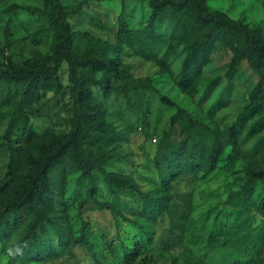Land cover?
I'll return each instance as SVG.
<instances>
[{
	"label": "rangeland",
	"instance_id": "rangeland-1",
	"mask_svg": "<svg viewBox=\"0 0 264 264\" xmlns=\"http://www.w3.org/2000/svg\"><path fill=\"white\" fill-rule=\"evenodd\" d=\"M56 2L69 9L61 20L74 51L110 59L116 69L104 65L98 72L85 70L84 79L74 84L66 71L61 73V90L47 92L25 110L29 137L14 127L7 132L19 98L0 87V206L12 200L18 187V181L7 176L10 153L15 150L20 162L46 139L70 131L79 83L98 101L110 132L109 139L88 146L84 156L96 162L104 154V169L131 178L146 200L131 192L112 196L103 177L93 171L89 177L96 184L95 199L112 205L117 214L97 211L88 197V178L68 164L61 165L51 174L55 198L49 214L58 232L47 231L50 247L43 251V259L27 260L17 244L19 231L10 238L0 237V264H122L137 243L142 252L134 264H264V216L258 210L264 187L256 182L249 193L247 184L249 168H264V146L253 150L264 138V95L249 106L256 73L246 61L230 71L232 52L218 44L198 78L182 90L178 73L194 33L187 19L165 13L155 28L158 37L148 43L143 32L151 11L147 0ZM122 5L131 31L127 41L118 37ZM206 6L264 32V0H208ZM51 14L50 0H0V63L50 64L60 34L49 29ZM41 31L47 32L33 37ZM89 79L100 84L90 86ZM160 97L224 142L213 166L204 162L187 168L171 178L167 188L158 178L154 157L160 147L183 141L186 127L181 123L170 128L175 109L162 104ZM231 126L238 132L236 153L225 142ZM157 197H164L167 210L154 222H146L140 212L145 202ZM83 223L88 246L73 242Z\"/></svg>",
	"mask_w": 264,
	"mask_h": 264
},
{
	"label": "trees",
	"instance_id": "trees-1",
	"mask_svg": "<svg viewBox=\"0 0 264 264\" xmlns=\"http://www.w3.org/2000/svg\"><path fill=\"white\" fill-rule=\"evenodd\" d=\"M147 1L151 11L143 29L146 42L151 43L158 37L155 34L156 25L167 12L178 19H187L194 32L184 48L185 55L178 73L179 88L186 90L194 83L202 68L210 62L216 46L222 44L232 52L230 71L235 70L240 62L246 61L257 75V83L249 93V106L263 97L264 32L261 27L248 26L244 21L233 20L220 11H208L206 6L208 0ZM50 8L52 14L49 29L60 32L53 57L49 59L50 64L48 62L40 64L36 61H25L21 65L10 61L0 63V87L7 94L13 92L19 98L15 116L10 121L7 132L14 127L20 129L21 135L31 136L30 129L26 128L28 116L25 110L31 109L47 92L56 93L61 90L60 74L64 71L67 72L69 82L74 84L78 78L84 79L85 70L98 72L104 69V65L116 69V64L110 59H103L104 57L101 59L89 52L77 54L71 38L65 34L67 25L61 20L69 14V9L58 5L56 0H50ZM46 32L41 31L33 37L39 39ZM130 34L125 19V7L122 5L118 16V37L127 41ZM88 82L90 86L100 84V81L92 79ZM75 102L71 128L67 134L46 139L36 153L26 155L20 162L13 153L15 150L10 153L7 176L18 181V187L12 200L0 206V237L10 238L21 231L17 244L28 257L27 260H42L43 251L50 247L47 231L58 232L57 225L49 214L55 198L51 174L61 165L68 164L88 178V197L97 211L117 214L112 205L95 199L96 184L89 177L93 171H97L103 177V184L112 196H117L120 192H131L146 200V195L131 178L120 172L104 169L107 160L104 154L96 162H91L84 156L88 146L98 143L99 140L109 139L110 132L98 101L93 97L91 90L84 87V83L76 85ZM160 102L175 109V113L170 117V128L181 123L186 127L183 141L160 147L154 157L158 178L163 188H167L171 178L187 168L200 166L204 162L213 166L222 152L224 142L210 129L209 133L203 131L200 123L192 120L187 112L166 97H160ZM237 137L236 128L231 126L226 133L225 142L226 145H230L232 153H236L238 149ZM263 146L264 138H261L255 143L253 150L259 151ZM247 175L249 193L253 192L256 182L264 187V168H249ZM167 207L164 197H157L149 204L145 202L140 212L141 218L152 223L166 212ZM258 210L264 216V196L260 200ZM85 230L83 223L80 235L73 239L75 244L88 246L89 242L84 236ZM261 244L264 246V234ZM141 250V246L135 244L123 257L122 264H134Z\"/></svg>",
	"mask_w": 264,
	"mask_h": 264
},
{
	"label": "built area",
	"instance_id": "built-area-1",
	"mask_svg": "<svg viewBox=\"0 0 264 264\" xmlns=\"http://www.w3.org/2000/svg\"><path fill=\"white\" fill-rule=\"evenodd\" d=\"M263 220H264V217H263Z\"/></svg>",
	"mask_w": 264,
	"mask_h": 264
}]
</instances>
